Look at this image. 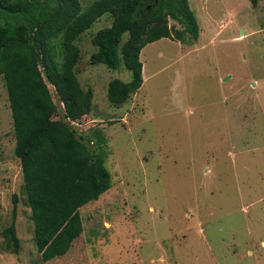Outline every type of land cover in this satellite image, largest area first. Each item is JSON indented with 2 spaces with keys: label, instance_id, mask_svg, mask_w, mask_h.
I'll list each match as a JSON object with an SVG mask.
<instances>
[{
  "label": "rangeland",
  "instance_id": "1",
  "mask_svg": "<svg viewBox=\"0 0 264 264\" xmlns=\"http://www.w3.org/2000/svg\"><path fill=\"white\" fill-rule=\"evenodd\" d=\"M187 1L197 39L146 45L142 85L123 105L109 104L107 84L128 82L130 72L89 62L91 38L110 26L108 15L75 42L90 113L66 121L49 87L58 118L105 153L110 176V189L79 210V242L52 262H41L33 243L0 77V264H264V0L255 8L249 0ZM11 224L17 254L3 236Z\"/></svg>",
  "mask_w": 264,
  "mask_h": 264
},
{
  "label": "trees",
  "instance_id": "2",
  "mask_svg": "<svg viewBox=\"0 0 264 264\" xmlns=\"http://www.w3.org/2000/svg\"><path fill=\"white\" fill-rule=\"evenodd\" d=\"M260 1L249 0L252 8ZM103 15L110 17V26L92 36L95 52L89 62L112 71L123 67L131 75L128 82L107 84V101L113 106L123 105L141 87L139 55L146 45L161 39L186 44L199 32L187 0H95L85 8L79 0H0V77L10 108L13 154L20 162V191L43 263L69 254L83 231L80 208L110 189L105 153H94L58 118L49 88L66 121L78 123L90 113L92 94L82 89L75 72L80 57L75 42ZM168 20L182 29L169 26ZM12 204L14 216L16 195ZM12 224L3 236L11 243L8 250L17 254Z\"/></svg>",
  "mask_w": 264,
  "mask_h": 264
}]
</instances>
